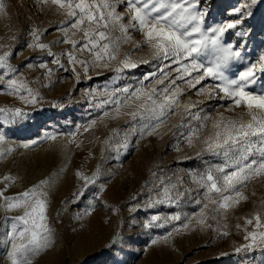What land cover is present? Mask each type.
Returning <instances> with one entry per match:
<instances>
[{
  "label": "rangeland",
  "instance_id": "obj_1",
  "mask_svg": "<svg viewBox=\"0 0 264 264\" xmlns=\"http://www.w3.org/2000/svg\"><path fill=\"white\" fill-rule=\"evenodd\" d=\"M190 2L195 3L190 11L203 13L204 28L240 21L222 36L224 44H231L233 51L240 52V57L228 65L226 75L233 78L250 64H259L264 55V0H256L255 4L252 0ZM0 3L5 6L0 13V54L10 53L7 63L18 69L5 80L19 78L37 94L36 103H26L20 99L26 92L11 95L0 86V108L11 110L7 117L0 113V135L5 137L0 143V264H11L12 244L20 243L12 237L23 227L15 218L24 213L23 208L9 209L4 197H16L42 180L47 182L40 191L47 194L43 197L45 223L52 243L29 255L32 264H264V245L257 242L244 247L251 243L250 238H244L247 232L264 231L256 227L255 220L252 224L245 220L256 213L264 218V177L248 182L243 189L247 199L226 214L215 213L216 219H212L214 206L210 204L204 210V219L211 227H201L197 219L202 204L196 201L204 200V190L193 183L190 174L214 170L223 158L202 150L199 141L190 147L183 136L173 135L183 107L177 108L175 115H170L152 135L143 136L139 134L143 122H132L127 115L132 108L121 105L117 115L111 103L98 107L116 89L128 87L132 91L144 86L159 91L176 78L175 70L180 65L170 59L153 58L146 45L135 49V43L142 41L143 36L130 30L132 41L120 47V56L130 54L138 64L136 68L118 73V64L112 61L107 67H89L84 73L77 65V78L72 71L52 63L58 58L65 68L72 67L62 54L71 46L56 42L64 36L59 28L67 26L56 5L50 0ZM243 5L248 7L237 13L236 9ZM116 10L123 13L126 5L118 4ZM37 30L38 41L32 35ZM74 38L79 39V34ZM36 43L48 47L29 46ZM49 51L55 55H49ZM75 54L89 59L87 53ZM41 63L53 70L51 76L39 67ZM5 71L0 69V74ZM159 79H164L165 85H158ZM216 83L209 78L190 88L183 80H176V86L184 89L181 105L194 103L192 112L211 117L201 130V139L211 132L212 120L219 115L234 118L243 111H228L230 100L217 95L209 98L207 91L197 94L201 87L210 88ZM251 88L264 89V78ZM129 103L134 107V102ZM17 109L21 113L18 116ZM189 123L198 127L200 121L189 118ZM125 143L127 149L123 147ZM25 144L29 146L24 147ZM78 171L88 177L96 174V182L86 184L77 177ZM161 180L164 185H177L173 202H157L163 199ZM175 191L180 193L178 197ZM174 215L181 219H170ZM156 216L160 219L154 220ZM184 223L189 224L188 228L183 227ZM14 224L18 225L15 231ZM224 231L228 235H222ZM153 240L157 243L153 244Z\"/></svg>",
  "mask_w": 264,
  "mask_h": 264
},
{
  "label": "snow or ice",
  "instance_id": "obj_2",
  "mask_svg": "<svg viewBox=\"0 0 264 264\" xmlns=\"http://www.w3.org/2000/svg\"><path fill=\"white\" fill-rule=\"evenodd\" d=\"M42 2L47 3L49 0ZM50 3L56 5L57 11L65 16L64 24L67 26L59 28L64 34L63 39L56 42L71 46V50L62 54L67 56L68 63L72 67L65 68L58 58H54L52 63L64 71H72L77 78H79L77 65L84 73L88 72L89 67H107L112 61L117 62L118 73L124 69L136 68L138 64L130 54L125 53L123 57L120 56V47L132 41L130 30H135L143 36L142 41L135 43V49L146 45L151 50L153 58L170 59L172 63L180 65L175 70L176 78L167 85L164 79L157 80L158 85H165L159 91L155 87L148 90L144 86L132 91L128 87L116 89L98 107L111 103L115 105L113 110L117 115L120 114L121 105L132 108L127 115L131 117L132 122H143L139 129L141 136L152 135L170 115H175L177 108L183 107L184 113L180 116L179 123L174 125L177 131L173 135L183 136L190 147L195 146V141H199L202 150L223 158V163L215 166L214 170L209 168L204 173L190 174L193 183L204 190V200L196 201L197 204H202L197 224L201 227H211L204 219V210L208 209L210 204L214 206L212 219H216L215 213L226 214L241 200H246L243 189L247 187L248 182L253 178L264 177V89L257 91L251 88L258 79L264 78V55L260 56L259 64H250L233 78L225 74L230 62L240 57V52L233 51V45L224 44L222 36L228 29H235L240 21L204 28L203 13L189 10L195 8V3L190 0H115V2L113 0H50ZM252 3L255 4L256 0H252ZM118 4L126 5V11L118 12L116 10ZM246 7L248 5L241 6L236 12L241 13ZM4 11L5 6L0 3V13ZM248 14L250 15V12ZM126 18L127 23H125ZM77 34L79 39L74 38ZM32 35L35 40H39L38 30ZM29 46L41 49L48 47L41 43ZM75 53H87L89 59L78 58ZM9 55L8 52L0 54V69H7L0 74V86L9 90L11 95H19L24 91L27 95H20V99L26 103H36L37 94L23 80L19 78L5 80V77H12L18 73L17 68L7 63ZM49 55L55 54L49 51ZM143 62L148 63L147 60ZM39 67L44 68L45 74L51 76L53 70L46 64L41 63ZM257 71L260 76H257ZM193 73L197 75L193 76ZM148 78L147 75L144 77L145 80ZM209 78L218 83L210 88L201 87L197 92L198 95L207 91L209 98L217 95L219 99L230 100L232 105L228 111H234L236 108L243 111L234 118L219 115L212 120L211 132L201 139V130L211 117H201L198 112H192L191 109L196 106L194 103L181 105L180 97L184 95V89L176 86V80H183L190 88H195L196 85L201 84V81ZM117 93L120 95L118 96ZM129 101L134 102V107ZM9 111L11 110L0 108V113L6 117ZM20 114L18 109L15 110V115ZM104 115L108 116L109 113L104 112ZM189 118L200 121L199 126L192 127ZM92 123L95 124V121ZM135 131L136 129H133V132ZM4 140L5 137L0 135V143ZM28 146L24 145V147ZM123 147L127 149V143ZM0 155L3 153L0 152ZM197 155L199 156L200 153L198 152ZM76 175L86 184L96 182V174L88 177L78 171ZM5 179L11 178L5 177ZM45 183L47 182L42 180L40 184L16 197H4L9 209H24L23 215L15 218L23 227L12 237L20 243L12 244V251L9 253L11 264H32L28 259L29 255L47 249L52 243L50 229L45 223L46 201L43 197L47 194L40 191ZM161 185H163V199L157 202H173V191L177 189V185H164L163 180ZM175 195L178 197L180 193L175 191ZM2 196L3 192H0V197ZM153 219L159 220L160 217L156 216ZM170 219L179 221L181 217L174 215ZM245 220L246 224H252L255 220L257 228H264V218L259 213L246 217ZM158 226L163 227V225ZM188 226V223L183 224L185 229ZM17 228L18 225L14 224V231ZM222 235L226 236L228 232L224 231ZM244 238L251 239V243L244 247H251L257 242L264 245V231L247 232ZM152 243L156 244L157 241L153 240Z\"/></svg>",
  "mask_w": 264,
  "mask_h": 264
}]
</instances>
